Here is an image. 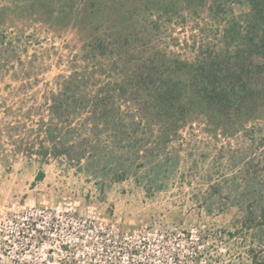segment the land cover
Here are the masks:
<instances>
[{"label": "rangeland", "instance_id": "rangeland-1", "mask_svg": "<svg viewBox=\"0 0 264 264\" xmlns=\"http://www.w3.org/2000/svg\"><path fill=\"white\" fill-rule=\"evenodd\" d=\"M93 1L98 8L111 2ZM166 1L179 10L161 27L159 41L182 57L195 53L193 43H216L212 8L218 5L219 22L244 19L249 9L246 0ZM84 2L0 0V200H78L81 210L95 205L120 229L146 224L193 233L198 237L193 264H264V96L219 115L197 109L180 135L164 145L168 167L157 175L148 164L141 166L142 158L116 174L103 161L86 165V158L43 156L48 98L60 76L81 62L79 41L56 18ZM255 80L243 73L235 81L245 90ZM125 106L126 116L133 111ZM101 129L83 145L93 158L110 150ZM149 129L158 134L156 127ZM81 144L71 146L80 150Z\"/></svg>", "mask_w": 264, "mask_h": 264}, {"label": "trees", "instance_id": "trees-1", "mask_svg": "<svg viewBox=\"0 0 264 264\" xmlns=\"http://www.w3.org/2000/svg\"><path fill=\"white\" fill-rule=\"evenodd\" d=\"M246 1L249 9L241 20L229 16L219 22L218 5L211 9L218 20L212 33L216 43H193L191 57L159 41L161 27L179 10L166 0H111L103 8L85 0L79 10L58 14L63 31L71 28L79 41L81 62L60 76L48 98L43 156L64 155L76 162L86 158V165L103 161L116 174L142 158L141 166L148 164L147 170L157 175L168 167L164 145L180 135L197 109L219 115L264 96V0ZM243 73L257 79L250 89L235 81ZM122 105L133 112L125 116ZM98 126L110 150L93 158L85 152L91 138L97 139ZM151 137L156 140L146 147ZM78 138L87 147L71 146ZM176 164L174 159L171 165Z\"/></svg>", "mask_w": 264, "mask_h": 264}, {"label": "built area", "instance_id": "built-area-1", "mask_svg": "<svg viewBox=\"0 0 264 264\" xmlns=\"http://www.w3.org/2000/svg\"><path fill=\"white\" fill-rule=\"evenodd\" d=\"M116 223L95 205L81 210L78 200H0V264L194 263L193 233L146 224L120 229Z\"/></svg>", "mask_w": 264, "mask_h": 264}]
</instances>
